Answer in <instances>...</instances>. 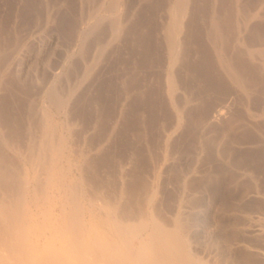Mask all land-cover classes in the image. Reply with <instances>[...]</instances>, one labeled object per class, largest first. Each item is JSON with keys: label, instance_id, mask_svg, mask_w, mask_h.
<instances>
[{"label": "rangeland", "instance_id": "374dc122", "mask_svg": "<svg viewBox=\"0 0 264 264\" xmlns=\"http://www.w3.org/2000/svg\"><path fill=\"white\" fill-rule=\"evenodd\" d=\"M189 1L170 94L179 0H0V164L29 170L62 143L58 170L87 221L94 197L99 236L106 202L120 219L179 222L205 264H264V0ZM66 207L51 248L79 251Z\"/></svg>", "mask_w": 264, "mask_h": 264}, {"label": "bare ground", "instance_id": "6f19581e", "mask_svg": "<svg viewBox=\"0 0 264 264\" xmlns=\"http://www.w3.org/2000/svg\"><path fill=\"white\" fill-rule=\"evenodd\" d=\"M117 3V0H114L112 8H118ZM189 5V0H179L172 12L173 23L170 27L168 41L170 94L176 88L173 69L182 58L184 19ZM54 92L48 96L51 103L60 108L64 101ZM177 119L180 123L179 115ZM48 126L47 133L53 128L52 125L49 128ZM2 127L4 129V126ZM19 136L21 137L20 134ZM21 139L20 141H23ZM20 141L19 144L22 146L23 143ZM62 148V143L57 145L53 141H48L44 145V153L36 160H33L31 156L25 158V160L28 159L31 168L29 167V170H26L27 167L23 168V172L15 170L17 174L9 173L12 169L8 172L3 168L6 162L0 164V264H75L74 261L78 256H82L88 264H205L195 253L191 252L179 222L170 225L155 215L148 220L134 217L120 219L111 213L110 208L113 206L106 202L102 203V209L107 213V219L100 218L109 228V237L99 236L94 223L99 217L95 209L91 208L94 204L92 201L94 197L89 199L91 207H88V212L91 218L87 221L82 190L76 182L67 183V175L61 172L63 169L58 170L60 158L63 157ZM9 158L10 161L11 157ZM69 167L71 168V164ZM79 167L82 169L83 165ZM56 187L59 192L62 189L64 193H60L59 199L55 201L50 199V196H46L51 203L45 210L44 198L40 194L43 190ZM69 203L73 204L70 215L76 229L79 251L68 248L52 249L56 232L62 228L60 224L57 226V222L66 218L68 214L66 205ZM108 216L112 220L108 219ZM84 235L88 236L89 240H86Z\"/></svg>", "mask_w": 264, "mask_h": 264}]
</instances>
